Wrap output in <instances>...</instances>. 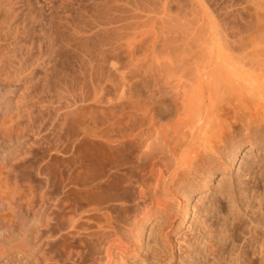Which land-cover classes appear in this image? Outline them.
<instances>
[{"label": "rangeland", "instance_id": "374dc122", "mask_svg": "<svg viewBox=\"0 0 264 264\" xmlns=\"http://www.w3.org/2000/svg\"><path fill=\"white\" fill-rule=\"evenodd\" d=\"M232 10L231 0H0V122L16 127L15 131L18 126L23 128L19 130L24 135L19 141L0 139V218L10 224L9 228L1 231L0 241L20 245L25 242L23 239L31 237L30 242L34 246L31 250L35 251L36 257H32L28 264L54 262L56 247L47 242L53 239L51 233L44 236V230L41 231L44 229L41 223L53 208L51 201L48 202V209L42 206L43 210H38L43 205L38 195L42 192L40 186L43 183L36 172L42 156L39 148L42 136L53 128L57 129L66 118H76L74 128L70 130L74 134L70 133L78 138L76 142L80 140L81 143L82 138L88 139L86 134L89 131L98 134L108 130L122 141H126L130 135L134 138L137 133L145 138L154 116L159 124L166 125L167 133L182 116V113L177 115L175 110V104L182 98V89L168 87L160 76L156 78L154 86L153 71L160 69L161 72L169 64L174 66L168 79L172 85L188 83L186 104L199 100L205 108L208 92L205 85L200 91L196 85L206 82L207 75L214 69L228 75ZM215 74L211 76L220 77ZM96 90L100 91L99 101ZM81 95H86L87 101L79 110H75L81 104H76ZM79 123L84 124L82 127L85 130ZM162 134L163 131H160V139ZM207 134H210L209 130ZM182 138L179 136V140ZM128 140L127 148L131 145ZM83 146L82 143L81 148ZM15 150H18L17 153L11 156L9 153ZM229 150L224 149L225 154ZM5 154L8 155L5 157ZM255 154L260 157L259 163L264 162V143H243L237 155L233 159L229 157L228 170L215 171L210 181H205L208 172L203 168L197 173L190 172L186 152L177 163L171 161L163 185L173 197H168L166 210L147 217L139 238L133 232L137 206L130 201L131 196L122 195L107 204L93 200L92 207H89L91 202L88 205L85 203L88 200L83 198L74 215L80 218V222L72 229L71 236L62 239L58 249L63 255L64 264H79V261L80 264H88L81 257L86 248L87 223L92 220L94 226L90 230L97 231L96 224L101 212L113 215L116 220L115 228L122 240L115 250L117 264H145L152 259L154 264H188L191 260L188 252H192V264L211 263L212 256L205 251L210 230L213 229L209 227L211 222L219 220V228L227 230L235 220L229 209L232 198L220 190L223 184L225 186L231 182L234 185L235 198L242 206V225L248 223L252 205L256 207L257 199L250 198V191L264 196V181H258L257 177L261 169L254 166V171L243 175V162L252 161ZM126 160L118 175L134 172V159L129 157ZM52 166L50 162L47 165L50 172L56 163ZM77 171L81 172L76 168L74 174L77 176L73 174L70 181H75L74 178L81 181L79 176H82V172L80 175ZM238 175L244 181H236ZM226 176L233 181L225 182ZM29 181L41 185L35 187ZM21 184L35 187H32L35 193L33 190L31 192L33 198ZM243 186L248 189V208L244 205L246 199L242 198L245 195L240 192ZM39 187L41 191L37 193ZM182 192L186 197V214L178 205L177 198ZM24 196L27 198L24 199ZM20 199L30 201L26 200L24 205L25 201L21 204ZM13 201H18V204H13ZM27 201L32 203V207ZM90 208L96 210L90 211ZM90 212L96 213L94 220L89 217ZM42 216L44 219L38 221ZM87 218L91 220L87 222ZM244 226L240 227L239 232ZM54 229L52 227V231ZM235 232L234 236L238 234L234 237L235 241L228 239L227 244L224 242L223 252L242 245L247 248V256L250 257L252 247L246 240L247 233ZM67 253L69 257H66ZM17 263L13 261L11 264Z\"/></svg>", "mask_w": 264, "mask_h": 264}, {"label": "bare ground", "instance_id": "6f19581e", "mask_svg": "<svg viewBox=\"0 0 264 264\" xmlns=\"http://www.w3.org/2000/svg\"><path fill=\"white\" fill-rule=\"evenodd\" d=\"M231 1L233 10L230 22L228 75H226L227 73L224 71L221 72L222 70L217 71L214 69L207 75L211 78H206L207 81L204 83H197L196 89L198 91L205 85L206 92H208V104L204 105L206 106L205 108L199 100L186 104L185 91L188 83L172 85V82L168 79L169 74L174 71V66L172 67L169 64L165 66L161 72H159L160 69L159 71L157 69L153 71L154 86L156 85V78L160 76L164 84L168 87L175 90L182 89V98L175 104L176 114L179 115L182 113V116H179L180 119L167 133L165 132L166 125L159 124L154 116L150 121V128L145 138H143L141 133L135 134L136 136L133 134L135 136L134 138L130 135L129 137L132 139H127L128 143L131 142L128 148L126 147L127 140L122 141L116 134V136L111 135L108 130L103 132L100 131L98 134L97 132L95 134L89 133V131L86 134L87 137L89 136L88 139L85 140V138H82V143L86 146L83 151L81 149H83L84 146L81 148V141L79 140V142H76L78 138L71 135L73 132L70 131L71 127L74 128L73 124L76 122V118H66L59 124V127H56L57 129L54 130L53 128V130L42 136V144L39 147L42 156H40L41 158L37 163L36 172L43 186H40V182V184L37 182L38 185H35V183L33 184L35 187L40 186L42 189V192H40V187L39 191L37 190V193L40 192L38 193V195H40L39 202H43V205L41 204L38 210L42 211V206L47 208V205L50 203L53 206L47 218L44 219L42 216L38 219V221L44 219L41 223V225H44V229H41V231L44 230V236H46L47 233L48 235L51 233L50 237L53 239L50 240L51 238L48 237L50 241L47 242H50L57 250L54 249L55 247L53 248L56 251L54 254V262H51L50 258L48 262L51 263L48 264H64L62 260L63 255L60 254L59 246L60 243H62V239L71 236L72 229L78 226L77 223L80 222L78 220L80 218H76L75 214L76 210H79L77 206H79L81 201H84L82 200L83 198H85V201L86 199L88 200V202H85L88 203V205L89 202H91V206L89 205V207H92L93 200L102 203L105 202L107 204L112 202L111 200L118 199L122 195L131 196L130 201L137 206L136 214L133 217L135 224L133 232L134 235L139 238L142 228L144 227V221L147 217H150L158 211L166 210L169 206L168 197H173L167 187L163 185L166 182V174L170 170V165H172L170 164L171 161L176 162L180 156L186 152L190 172L194 171L197 173L198 170L203 168L208 172V178L205 181H210L215 171L228 170V163L230 162L229 157L233 159L237 155L238 148L243 143L247 142L251 145L255 142L259 144L264 143V0ZM158 65H160V63H158ZM213 73L218 74L220 77L216 78V76H214L213 78ZM98 83L95 85L100 87ZM97 87L96 89L100 90V88ZM99 90H96V98H98ZM80 97V100L78 99L79 102L76 101V104H81H79L75 110H79L81 106H83V103L87 101L86 95H81ZM97 101H99V98ZM110 122L116 123L118 121ZM83 125L80 124L79 126L83 128ZM16 129V127L6 126L5 122L1 121L0 139L2 141H9L12 139L19 141L24 136L20 131L23 128H19L18 126L17 131H15ZM74 130L72 129V131ZM207 130L210 131V134H207ZM160 131L161 133L163 131L161 139L159 135ZM81 132L86 133V131ZM84 135L81 133V136L86 137ZM125 136L127 137V135ZM179 136L183 138L179 140ZM228 148L230 150L225 154L224 149L228 150ZM17 151L18 150H15L9 154L13 156ZM6 155L8 154H5V157ZM255 156L253 159L250 158L252 161L243 162V175L250 174L251 171H254V166H257L261 169V172L257 176L258 181H264V162H260L263 165L262 167L258 162L260 157L258 158L257 156L259 155L255 154ZM5 157L3 160H5ZM129 157L134 159L133 163L136 165L134 172L132 174L123 173L118 175L120 167ZM51 160L55 162L52 164ZM49 162L51 166L56 163V166L53 168L55 169L54 172L51 168L53 175L51 174L52 172L47 169L49 168L47 167ZM76 168L82 172V176H79L81 177V181H78V178H74V180L76 179L77 181H70L72 180L71 178H73ZM77 172L79 174L81 173L79 171ZM26 175L28 174L26 173ZM226 181L233 180L230 176H226L225 182ZM236 181L244 180L238 175ZM29 184L33 185L30 181ZM29 184L27 183V185ZM27 185L22 186L26 187V189H28L26 191L31 195L35 187L32 186V188ZM233 186L231 182L230 184L226 183L225 186L223 184L224 188L222 187L220 190L229 198H232L230 200L231 208L229 209L232 215L234 214V219L237 220V222L233 219L234 222L232 221L233 223L230 224L231 227L227 230L219 228V224L221 223L219 220L211 222V226L209 227H213V229L210 230L211 233L208 236L205 251L206 254L212 256V261L211 263H207L233 264L234 262L235 264H245L248 262V264H264V196L258 195L256 191H250L252 193L250 196L252 195V197H248L255 200L257 199L256 207L253 208L252 205L250 208V218H247L248 223L242 225V218L240 217L242 206L239 205L237 198H235ZM239 187L240 186H238V188ZM243 187V190L241 189L240 192L245 195V197L242 198H244V200L246 199L244 205L248 208L250 205V198L247 199L246 195L248 189H246L245 186ZM27 194L25 195L27 196ZM33 195L34 194L31 195L32 198ZM26 196H24V199ZM28 198L30 199V197ZM34 199L37 201V198ZM177 199L179 200L178 205L184 210V214H186L187 205L185 194L183 192L180 193ZM21 200L22 199H20V203L25 201V203L23 202L25 205L26 200ZM49 201L51 202L48 203ZM32 203L30 202V204ZM0 204L2 203L0 202ZM13 204H18V201ZM27 204H29L28 201ZM30 204L29 206L32 207ZM14 206L19 207L21 205ZM89 210L94 211L96 209L90 208ZM139 215H141V217H139ZM90 216L91 219L94 217L96 218V213L90 212L89 217ZM74 217L78 220L77 222ZM35 218L34 220L36 221L37 219ZM91 219L87 218V222ZM91 221L87 223L89 228L87 231H89L86 234L87 242L85 252L83 256H81L84 259L82 261L88 264H117L115 261V250L122 244V240L119 236V232L115 228L116 220L114 216L107 214V212H101L98 215V222L96 224L97 231L90 230L94 226L92 225L94 223H91ZM9 226L10 224H8L5 219L0 218L1 235ZM241 226H244V229H241L239 232ZM52 227L55 228L53 231ZM237 229L239 233L242 231L243 235L247 233L248 237L246 240L248 245L252 247V255L250 254V257L247 256V248L245 249L242 245L235 250L229 251L230 249H228V252H223L222 245L225 243L227 244L229 240L235 241L234 237H237L238 234L234 236L233 232ZM207 230L209 232V228ZM238 232L236 231L235 233ZM43 235L41 237H43ZM30 238L31 237H27L25 240L23 239L25 242L22 244L20 243V245L16 243V245H11V243L8 245L0 241V264H11L13 261L18 262L17 264H28L32 257H36L35 251L31 250L34 246L32 242H30ZM217 238H219L218 241ZM50 243L47 244L50 245ZM231 248L234 249L233 247ZM153 249L155 252L156 249ZM200 250L201 249H199V251ZM191 254L192 252H188L187 256L191 259H189L190 261L188 264H192L193 262V256ZM246 256L249 257V259ZM66 257H69V253H67ZM145 264H154V259Z\"/></svg>", "mask_w": 264, "mask_h": 264}]
</instances>
